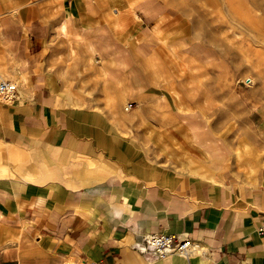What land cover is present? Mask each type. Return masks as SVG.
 Instances as JSON below:
<instances>
[{"label":"crops","instance_id":"crops-1","mask_svg":"<svg viewBox=\"0 0 264 264\" xmlns=\"http://www.w3.org/2000/svg\"><path fill=\"white\" fill-rule=\"evenodd\" d=\"M46 1L0 0V78L19 86L0 103V264H264V102L243 99L238 161L214 84L164 67L215 57L147 26L161 6ZM148 234L191 252L144 253Z\"/></svg>","mask_w":264,"mask_h":264},{"label":"rangeland","instance_id":"rangeland-1","mask_svg":"<svg viewBox=\"0 0 264 264\" xmlns=\"http://www.w3.org/2000/svg\"><path fill=\"white\" fill-rule=\"evenodd\" d=\"M114 1L123 9L132 10L134 4L141 0ZM150 1L161 6L163 11L157 18L148 19L147 26L155 24L163 29L166 26L165 31L169 25L172 28L180 27V34L171 35L168 30L163 36L183 37L189 46L195 42L201 55H214L212 65H208V62L198 64L196 60L184 57L183 61L174 59L164 67L176 69V78L180 81L184 79L186 85L196 84L207 88L214 84L216 107L211 121H215L222 137L237 146V159L243 162V99L251 105V109L255 107L257 99L264 102V0ZM46 3L66 4L68 0H47ZM158 18L160 21L157 24L155 21ZM189 49H192L191 46ZM177 64L183 68L182 72ZM209 68H213L215 73ZM249 78L253 80L250 85L247 83ZM173 95L178 100H186L184 93L174 90ZM246 149L249 151L251 147L247 146ZM0 155L6 158L1 147Z\"/></svg>","mask_w":264,"mask_h":264},{"label":"built area","instance_id":"built-area-1","mask_svg":"<svg viewBox=\"0 0 264 264\" xmlns=\"http://www.w3.org/2000/svg\"><path fill=\"white\" fill-rule=\"evenodd\" d=\"M19 86L9 80L0 82V101L10 104L18 96ZM133 107L128 104L127 109ZM259 232L264 235V220L259 227ZM142 250L144 253L154 254L159 258L170 255H180L188 257L191 252L192 243L190 240L181 241L178 236L173 234H148L142 241ZM103 264V263H92Z\"/></svg>","mask_w":264,"mask_h":264},{"label":"bare ground","instance_id":"bare-ground-1","mask_svg":"<svg viewBox=\"0 0 264 264\" xmlns=\"http://www.w3.org/2000/svg\"><path fill=\"white\" fill-rule=\"evenodd\" d=\"M172 21H174V20H172ZM180 27H175V28H172L170 25H169V28H168V30H169V32L171 33V35L173 34H175V35H178V34H180L181 32H180V29H179ZM263 44H264V42H263ZM170 48V47H169ZM1 81H3L2 79H1ZM13 82V81H12ZM252 82H253V80L251 79V78H249V79H247V83L250 85V84H252ZM14 83V82H13ZM15 84L16 85H18L16 82H15ZM253 86V85H252ZM257 112V111H256Z\"/></svg>","mask_w":264,"mask_h":264}]
</instances>
